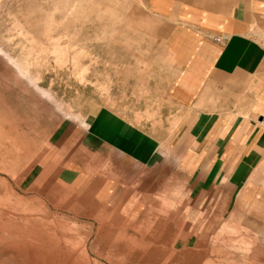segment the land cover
I'll return each instance as SVG.
<instances>
[{
  "label": "rangeland",
  "instance_id": "374dc122",
  "mask_svg": "<svg viewBox=\"0 0 264 264\" xmlns=\"http://www.w3.org/2000/svg\"><path fill=\"white\" fill-rule=\"evenodd\" d=\"M142 8L140 0H0V264H253V241L254 264H264V225L161 168L143 177L149 187L137 200L103 201L108 153L97 157L81 141L102 100L89 81L126 40L125 26L151 23ZM29 215L47 222L36 226L46 239L56 234L42 252L22 242Z\"/></svg>",
  "mask_w": 264,
  "mask_h": 264
},
{
  "label": "crops",
  "instance_id": "0c3cea01",
  "mask_svg": "<svg viewBox=\"0 0 264 264\" xmlns=\"http://www.w3.org/2000/svg\"><path fill=\"white\" fill-rule=\"evenodd\" d=\"M140 2L151 23L125 26L126 40L89 81L102 100L81 141L97 157L108 153L97 183L103 201L118 208L137 200L149 187L143 177L161 168L189 192L223 194L264 225V0ZM24 217L21 239H48L36 227L47 222Z\"/></svg>",
  "mask_w": 264,
  "mask_h": 264
},
{
  "label": "bare ground",
  "instance_id": "6f19581e",
  "mask_svg": "<svg viewBox=\"0 0 264 264\" xmlns=\"http://www.w3.org/2000/svg\"><path fill=\"white\" fill-rule=\"evenodd\" d=\"M8 208V207H7ZM4 209V208H3ZM10 213V212H9ZM13 215V214H12ZM11 217V216H10ZM8 218V217H7ZM26 218V217H25ZM1 219V218H0ZM8 219H10V218H8ZM17 219V218H16ZM24 219V218H23ZM42 219V218H41ZM47 219V218H46ZM26 220V219H25ZM105 220V219H104ZM27 223H28V221H26ZM53 223V222H52ZM34 224V223H33ZM40 226H42V225H40ZM45 226V225H44ZM248 227V226H247ZM38 230H36V232H37ZM55 231V230H54ZM18 232V231H17ZM62 232V231H61ZM64 232V231H63ZM15 233V232H14ZM31 234H32V232H30ZM44 233V232H43ZM9 234V233H8ZM11 235H12V233H11ZM44 235V234H43ZM60 235V234H59ZM66 235V234H65ZM45 236V235H44ZM56 236V235H55ZM41 236H37L36 237V235H32V238H26V239H22L23 241L22 242H28L27 244L29 245V246H31V247H35V248H38V250L40 251V252H42V249H47L48 247H49V243H50V241H48V240H46V241H43V239L42 238H40ZM49 237V236H48ZM60 237V236H59ZM110 237V236H109ZM54 239V238H53ZM60 241H61V239H60ZM23 244H25V243H23ZM26 244V245H27ZM28 246V247H29ZM75 250V249H74ZM29 251H31L32 252V250H29ZM48 251V250H47ZM54 251V250H53ZM61 251V250H60ZM36 252V251H35ZM35 252H34V256H35ZM44 252H45V250H44ZM58 252V251H57ZM46 253H48V252H46ZM31 254V253H30ZM38 254V253H37ZM36 254V255H37ZM50 254V253H49ZM53 254H55V253H53ZM32 255V254H31ZM33 255H32V257H33ZM57 256V255H56ZM31 256H30V258H32ZM55 258V257H54ZM31 260V259H30ZM66 262H67V260H66ZM57 263V262H56ZM65 264H67V263H65ZM69 264V263H68Z\"/></svg>",
  "mask_w": 264,
  "mask_h": 264
},
{
  "label": "built area",
  "instance_id": "2783aa9c",
  "mask_svg": "<svg viewBox=\"0 0 264 264\" xmlns=\"http://www.w3.org/2000/svg\"><path fill=\"white\" fill-rule=\"evenodd\" d=\"M224 38L222 37V38H219V39H217V40H223Z\"/></svg>",
  "mask_w": 264,
  "mask_h": 264
}]
</instances>
